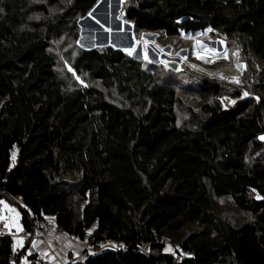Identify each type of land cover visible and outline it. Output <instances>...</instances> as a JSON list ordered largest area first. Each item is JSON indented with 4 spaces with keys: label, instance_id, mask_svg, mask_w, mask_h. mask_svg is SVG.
<instances>
[{
    "label": "trees",
    "instance_id": "16d2710c",
    "mask_svg": "<svg viewBox=\"0 0 264 264\" xmlns=\"http://www.w3.org/2000/svg\"><path fill=\"white\" fill-rule=\"evenodd\" d=\"M98 1L0 0V200L21 199L27 233L53 217L64 233L88 238L94 254L84 264H264V156L247 162L264 149V0L122 3L135 35L208 31L258 68L259 103L224 108L222 86L203 79L204 118L187 127L177 125L180 97L160 81L175 70L162 78L159 64L80 46L78 21ZM58 44L87 85L70 88L57 76ZM211 195L246 220L233 227L213 217ZM13 257L12 240L0 237V264Z\"/></svg>",
    "mask_w": 264,
    "mask_h": 264
},
{
    "label": "rangeland",
    "instance_id": "374dc122",
    "mask_svg": "<svg viewBox=\"0 0 264 264\" xmlns=\"http://www.w3.org/2000/svg\"><path fill=\"white\" fill-rule=\"evenodd\" d=\"M101 1L102 0L98 1V5ZM124 1L125 0H107V7L109 11L117 7L121 8L123 7L122 3ZM107 7L104 4L98 8V19H93L95 26L88 23L89 25L85 27V37L88 39V42L89 40H92V43H96L99 39L107 41L106 39L108 37H111L112 42L115 38L125 41L127 40V33H131L133 43L135 41L136 44L139 45V48H136L135 51L132 52L131 55L128 54V56L132 57L137 62H141L146 67L154 64L157 67V64H159L160 67L158 71L155 72L162 78L164 71L168 70V64H176V70L169 74L171 79L165 78L160 79V81L170 83L177 92V95L180 97V103L176 110L178 126L187 127L191 120L204 118L201 111V105L206 102H201L199 100L197 90L203 79L216 82L222 86V90L216 97V101H218L224 108L233 106L239 100L251 99L252 102L259 103L260 96L252 91L255 81L251 77L252 74L256 73L255 70H258V68L252 64V60L245 61L244 58L240 56V51H238L237 47L232 42L227 43L224 40L212 36L208 31L204 34L197 33L194 35L182 36L176 40H165L162 36L155 34L135 35L133 33V27L131 30L126 29V25L131 27V24L123 19L125 28H119L118 23L114 19L108 17L109 11H106ZM121 11H123L122 8L120 9L118 15V20L120 21V15H122L120 14ZM89 13L85 17L89 16ZM85 17H83V19ZM103 22L114 30L110 29V32L106 31L104 29ZM79 30L81 33L80 27ZM97 30L99 32H97ZM146 36H151V38H147ZM189 36L191 38H188ZM194 45H196L197 53L204 56V59H198L197 55L193 54ZM201 45H203V49H201ZM130 49H132V47ZM207 49H215L218 53H220L219 57L207 53ZM225 52L228 54L227 58L223 55ZM236 53H238V55H234ZM51 54L55 59V72L66 86L76 88L80 85H87V82H85L81 77L77 79L78 76L74 74L72 65L75 61V57L68 51L67 47L64 48L61 44L55 45L51 49ZM145 56H147V59H145ZM206 60L211 62H205ZM238 65H240V67H238ZM244 65H246V68L243 67ZM69 68H71L72 71H69ZM222 76L225 78L222 79ZM233 77L237 78L239 83L233 81ZM236 91L241 93L239 98L235 95ZM103 92L109 102L120 107L125 106L123 100L117 96L114 91ZM245 92L249 93V95L244 96ZM222 99L223 103L221 102ZM206 101L207 103H211L214 100L213 98H206ZM232 101H234V103H232ZM259 140L263 142L264 145V139L259 137ZM262 155L264 156V149H262L261 153H256L251 156L247 162H251L253 158H263ZM15 158L16 153L14 152L12 155V161H14ZM78 176L79 174L77 172H73L66 178L76 180ZM74 203L78 208L81 202L79 198H75ZM211 204L212 216L230 224L233 227L246 220L245 215L239 212L227 198L217 199L211 195ZM106 246H110V244L107 243ZM166 251H171L169 245L167 246ZM91 254H94V252Z\"/></svg>",
    "mask_w": 264,
    "mask_h": 264
},
{
    "label": "crops",
    "instance_id": "0c3cea01",
    "mask_svg": "<svg viewBox=\"0 0 264 264\" xmlns=\"http://www.w3.org/2000/svg\"><path fill=\"white\" fill-rule=\"evenodd\" d=\"M0 201L4 202L1 204V219L8 231L16 233V237L11 239L13 264H35L36 257L46 264H84L87 256L94 252L88 238L80 239L64 233L57 227L53 217L46 218L50 224L48 229H33L28 238L21 237L20 233L24 230L21 224V199ZM29 247H33L36 253L30 255Z\"/></svg>",
    "mask_w": 264,
    "mask_h": 264
},
{
    "label": "bare ground",
    "instance_id": "6f19581e",
    "mask_svg": "<svg viewBox=\"0 0 264 264\" xmlns=\"http://www.w3.org/2000/svg\"><path fill=\"white\" fill-rule=\"evenodd\" d=\"M118 1H121V0H118ZM98 3V2H97ZM97 5V4H96ZM95 5V6H96ZM94 6V7H95ZM93 7V8H94ZM187 7V6H186ZM111 9V8H110ZM106 11H109V9H108V7H107V10ZM119 11H120V7H117V8H115V9H113V11L112 12H108V17L109 18H112V19H114L117 23H118V26H119V28L121 27V28H125V23L123 22V20H124V15L122 14V15H120V19H121V21L120 20H118V15H119ZM123 19V20H122ZM104 23V22H103ZM113 23V22H112ZM92 25V24H91ZM123 28V29H124ZM204 28V27H203ZM104 29L106 30V31H111L110 29H112V28H110V26L109 25H107L106 23H104ZM118 29V28H117ZM116 29V30H117ZM122 29V30H123ZM126 29H128V30H131L132 29V26L130 27L129 25H126ZM112 30H114V29H112ZM88 31V30H87ZM97 32H99L98 30H97ZM122 32V31H121ZM105 33V32H104ZM123 34V33H122ZM109 35V34H108ZM150 35V34H149ZM86 36V35H85ZM98 36V35H97ZM127 37H129L130 38V40H131V42H132V52H134L135 51V49L136 48H139V45H137L136 44V42L134 41V43H133V41H132V39H131V33H127ZM147 37V36H146ZM106 38H107V36H106ZM113 38H114V36H113ZM147 38H151V36H149V37H147ZM107 41H102L101 39H99L96 43H98V44H101V43H104V44H107V42L110 44V43H112V39H111V37H108L107 39H106ZM92 41V40H91ZM102 41V42H101ZM88 39L85 37V38H83V40H82V44L84 45V46H87L88 45ZM115 43H117L118 44V46H119V48L121 49V50H123V52H127V51H125L126 49H127V46H128V44H127V40H125V41H122V40H120L119 38H115L114 40H113V45H115L116 46V44ZM100 48H103V47H100ZM83 50H86V49H83ZM128 53V52H127ZM4 228H6V229H8V227L6 226V225H4ZM28 236H29V233H28ZM71 262H73L72 260H71Z\"/></svg>",
    "mask_w": 264,
    "mask_h": 264
},
{
    "label": "water",
    "instance_id": "95a60500",
    "mask_svg": "<svg viewBox=\"0 0 264 264\" xmlns=\"http://www.w3.org/2000/svg\"><path fill=\"white\" fill-rule=\"evenodd\" d=\"M105 4V6L107 7V5H108V2H107V0H102L100 3H99V5H98V3H97V5L90 11V13H89V16H87V17H85L84 19H81L79 22H78V25L80 26V29H81V35H80V41H79V43H80V46L83 48V49H87V50H91V49H94L95 47H102V46H109V47H113L114 49H116V50H120V51H123V50H121L120 48H119V46H118V44L117 43H115L116 44V46L115 45H113V44H104V43H101V44H98V43H92L91 42V40H89V43H88V45L87 46H84L83 44H82V40H83V38H85V27L87 26V25H89V24H92L93 26H95V23H94V20L93 19H98V8L100 7V6H102V5H104ZM113 10L111 9L110 10V12H112ZM89 23V24H88ZM127 39V44H128V46H127V49H130L131 47H133L132 46V42H131V40H130V38L129 37H127L126 38ZM113 43V42H112ZM168 66L171 68V69H173V70H176V68H177V65L176 64H174V63H169L168 64Z\"/></svg>",
    "mask_w": 264,
    "mask_h": 264
},
{
    "label": "built area",
    "instance_id": "2783aa9c",
    "mask_svg": "<svg viewBox=\"0 0 264 264\" xmlns=\"http://www.w3.org/2000/svg\"><path fill=\"white\" fill-rule=\"evenodd\" d=\"M5 222L1 219V205H0V237L14 239L16 237V233L12 230L8 231V229L4 228ZM33 229H39L40 231L48 229L49 223L46 220H35L32 222ZM21 237L28 238V233L26 230H22L20 233ZM29 253L35 254L36 250L33 247H29ZM36 264H46L42 259H37Z\"/></svg>",
    "mask_w": 264,
    "mask_h": 264
},
{
    "label": "snow or ice",
    "instance_id": "6c2138e0",
    "mask_svg": "<svg viewBox=\"0 0 264 264\" xmlns=\"http://www.w3.org/2000/svg\"><path fill=\"white\" fill-rule=\"evenodd\" d=\"M209 31H210V29H209ZM181 35H182V36H185L184 33H181ZM188 38H191V37L189 36ZM200 47H201V49H203V45H201ZM125 51H127L129 55L132 54V50H131V49H126ZM206 51H207V53H209V54H213V55H216L217 57H219V55H220V53H218L215 49H207ZM193 54H196L198 59H204V56L199 55V54L197 53V51H196V45L193 46ZM223 55H224L225 58H227V55H228V54L225 52ZM234 55H238V53H236V54H234ZM145 59H147V56H145ZM205 62H211V61H207V60H206ZM238 67H240V65H238ZM243 67L246 68V65H244ZM69 71H72V69L69 68ZM221 78L223 79V78H225V77L222 76ZM77 79H79V77H77ZM232 79H233V81L239 83V80H238L237 78L233 77ZM248 95H249V93H247V92L244 93V96H248ZM257 99H258V98H257ZM221 102L223 103V99H222ZM232 103H234V101H232ZM260 138H261V139H264V136H262V137H260ZM257 198L259 199L260 197L258 196ZM0 204H4V202H3V201H0ZM5 207H7V205H5ZM9 211H12V209H9Z\"/></svg>",
    "mask_w": 264,
    "mask_h": 264
},
{
    "label": "clouds",
    "instance_id": "9594fccd",
    "mask_svg": "<svg viewBox=\"0 0 264 264\" xmlns=\"http://www.w3.org/2000/svg\"><path fill=\"white\" fill-rule=\"evenodd\" d=\"M79 21H80V20H79ZM79 21H78V22H79ZM79 27H80V26H79Z\"/></svg>",
    "mask_w": 264,
    "mask_h": 264
}]
</instances>
